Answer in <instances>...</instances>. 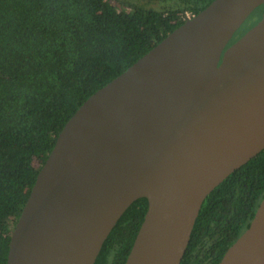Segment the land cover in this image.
<instances>
[{"label":"water","instance_id":"water-1","mask_svg":"<svg viewBox=\"0 0 264 264\" xmlns=\"http://www.w3.org/2000/svg\"><path fill=\"white\" fill-rule=\"evenodd\" d=\"M264 0H213L65 123L10 234L6 264H94L138 198L124 264H180L206 196L264 149ZM218 264H264V197Z\"/></svg>","mask_w":264,"mask_h":264},{"label":"trees","instance_id":"trees-1","mask_svg":"<svg viewBox=\"0 0 264 264\" xmlns=\"http://www.w3.org/2000/svg\"><path fill=\"white\" fill-rule=\"evenodd\" d=\"M212 1L0 0V264L7 262L10 234L69 118ZM156 2L163 5L148 7ZM263 8L254 15L261 18ZM256 22L243 24L225 50ZM263 197L264 149L206 196L180 264H218ZM146 209V198L130 204L94 264L125 263Z\"/></svg>","mask_w":264,"mask_h":264},{"label":"rangeland","instance_id":"rangeland-1","mask_svg":"<svg viewBox=\"0 0 264 264\" xmlns=\"http://www.w3.org/2000/svg\"><path fill=\"white\" fill-rule=\"evenodd\" d=\"M126 1L131 2V1H133V0H126ZM159 4L163 5L162 3H159ZM159 4H158V2H156V3H148V7H151V6H154V5L159 6ZM149 5H151V6H149ZM118 6H119V7H123V6H121L120 4H118ZM254 13H256L255 10H254V11L248 16V18L245 20V22L243 23L244 25L248 24L247 26L249 27V26H251L255 21L258 22V19H260V18H258V15H255V16H254ZM257 22H256V23H257ZM256 23H255V24H256ZM243 24H242V26H243Z\"/></svg>","mask_w":264,"mask_h":264},{"label":"flooded vegetation","instance_id":"flooded-vegetation-1","mask_svg":"<svg viewBox=\"0 0 264 264\" xmlns=\"http://www.w3.org/2000/svg\"><path fill=\"white\" fill-rule=\"evenodd\" d=\"M263 6H261V8H262ZM264 9V8H263ZM257 15V14H256ZM255 16V15H254Z\"/></svg>","mask_w":264,"mask_h":264},{"label":"built area","instance_id":"built-area-1","mask_svg":"<svg viewBox=\"0 0 264 264\" xmlns=\"http://www.w3.org/2000/svg\"><path fill=\"white\" fill-rule=\"evenodd\" d=\"M188 17H190V16H188Z\"/></svg>","mask_w":264,"mask_h":264}]
</instances>
